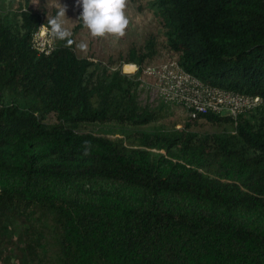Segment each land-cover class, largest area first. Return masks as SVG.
<instances>
[{"label":"trees","instance_id":"1","mask_svg":"<svg viewBox=\"0 0 264 264\" xmlns=\"http://www.w3.org/2000/svg\"><path fill=\"white\" fill-rule=\"evenodd\" d=\"M130 2L150 11L183 70L261 102L236 119L186 111L145 129L167 117L138 102L153 36L97 58L76 41L77 15L38 54L32 32L60 9L2 4L0 264H264V0ZM216 124L231 130H199Z\"/></svg>","mask_w":264,"mask_h":264},{"label":"rangeland","instance_id":"2","mask_svg":"<svg viewBox=\"0 0 264 264\" xmlns=\"http://www.w3.org/2000/svg\"><path fill=\"white\" fill-rule=\"evenodd\" d=\"M36 3H42L50 7H56L61 9L65 7L66 12L63 17V27L71 31L72 26L77 20V15L82 13V5L78 3V0H34ZM2 4H7L11 9L19 8L23 5V0H0V7ZM126 15L129 19V25L125 30V34L122 37H117L113 35H106L104 37H95L91 34L89 29L84 25L83 21L81 23L83 26L75 33L76 41L79 45H86L83 47L85 50H93L97 58L106 59L109 57L116 58L120 54H124L129 48L133 46L142 45L148 36H153L156 40L157 52L155 59L150 65H155L158 62L170 60V57L166 49L162 46L160 41V30L158 29L152 14L146 8L141 11L137 10L136 7L127 0V5L125 9ZM134 65V64H133ZM149 66V65H148ZM136 70V66H135ZM134 70V72H135ZM121 71L122 70L121 67ZM128 73V72H124ZM133 73V72H131ZM138 102L141 108L156 110L158 108H163L167 112V117L165 120L155 121L148 126L143 128H153L156 126H168L173 121L181 120L185 114L186 109L177 104H165L161 102L154 82L151 78L147 76L142 81L141 86L138 88ZM188 113V112H187ZM176 127H181V124H177ZM115 128L113 124H105L103 126L96 124H84L81 126L83 131H93L99 132L100 130L109 131ZM199 130L203 133H214L226 130H231V126L228 124L219 125H201ZM101 133V132H99ZM98 187L104 188H114V185H110L102 182H91L83 185L84 189H95Z\"/></svg>","mask_w":264,"mask_h":264},{"label":"built area","instance_id":"3","mask_svg":"<svg viewBox=\"0 0 264 264\" xmlns=\"http://www.w3.org/2000/svg\"><path fill=\"white\" fill-rule=\"evenodd\" d=\"M55 46V35L47 25L40 24L33 30L31 47L38 54L48 55ZM143 72L154 82L161 102L181 105L192 117L215 113L236 119L261 102L259 96L205 84L171 59L146 66Z\"/></svg>","mask_w":264,"mask_h":264},{"label":"clouds","instance_id":"4","mask_svg":"<svg viewBox=\"0 0 264 264\" xmlns=\"http://www.w3.org/2000/svg\"><path fill=\"white\" fill-rule=\"evenodd\" d=\"M78 3L82 5L80 18L93 36L122 37L125 34L129 25V19L125 12L127 0H78ZM65 12L66 9L63 7L59 16L49 21L52 33L60 39L71 35L63 27ZM81 47H86V45H81Z\"/></svg>","mask_w":264,"mask_h":264},{"label":"bare ground","instance_id":"5","mask_svg":"<svg viewBox=\"0 0 264 264\" xmlns=\"http://www.w3.org/2000/svg\"><path fill=\"white\" fill-rule=\"evenodd\" d=\"M122 70H123L124 72H128V73L134 72V70H135V65H133V64H124V65L122 66Z\"/></svg>","mask_w":264,"mask_h":264}]
</instances>
